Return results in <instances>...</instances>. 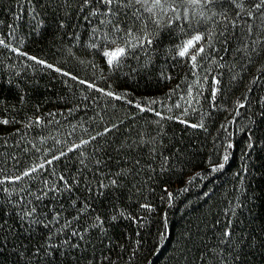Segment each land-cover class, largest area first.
<instances>
[{"label":"trees","instance_id":"1","mask_svg":"<svg viewBox=\"0 0 264 264\" xmlns=\"http://www.w3.org/2000/svg\"><path fill=\"white\" fill-rule=\"evenodd\" d=\"M258 4L0 0V264H264Z\"/></svg>","mask_w":264,"mask_h":264},{"label":"snow or ice","instance_id":"2","mask_svg":"<svg viewBox=\"0 0 264 264\" xmlns=\"http://www.w3.org/2000/svg\"><path fill=\"white\" fill-rule=\"evenodd\" d=\"M102 3H104L106 6H107V13L108 14H111L113 12V9H112V5L114 3L117 4L118 7L120 6H128V5H131V4H140V5H146V4H149L151 3L153 6H159L161 5L162 3V0H128V5H124L123 4V0H101ZM187 3H192V4H208V3H212L213 0H186ZM85 3H88V0H85ZM261 6H264V0H260V4L256 5V7H261ZM146 11H149L151 12L152 11V8L149 7V8H146L145 9ZM174 12L176 11L175 8L172 9ZM187 16V13H185V18ZM177 19H180L181 17L179 15H177L176 17ZM116 30L119 31V26L116 25ZM125 35L126 36H132V32H131V29H128L126 32H125ZM203 39V36L200 35V34H197L195 35L194 37H192L191 39L187 40L181 47H180V50L178 52V55L180 57H185L186 55L189 54V50L191 48H193L195 46V44L199 41H201ZM144 40L147 41L148 44H151L152 43V40L149 39L147 36L144 37ZM3 41L0 40V44H2ZM111 43L116 45L117 44V41L116 39H113L111 40ZM126 44H129L130 47H136L138 46L137 44H132L130 41H125ZM139 46H142V42L140 43ZM204 51L203 47L199 48L197 50V53L195 55H191V60L193 62V67H195V61H196V58H197V55H199L200 53H202ZM104 56L107 58V63L108 65L110 66H119V64L121 63L122 59L127 55V49L126 47H120L119 45H117L116 47H114L112 50L110 51H105L104 53ZM35 59V58H33ZM49 67H51V65H49ZM67 75V74H66ZM73 79H75V77H73ZM80 83H85L84 81H80ZM88 87H94L93 85L89 84ZM102 91V90H101ZM107 95L109 96H113L114 94L109 92V93H106ZM215 93H213L214 95ZM115 99H120L119 96H115L114 97ZM144 109H141V111H143ZM157 115H159V113H157ZM183 122V121H182ZM4 123H7V121H4ZM192 127H196V125H191ZM111 129H106V131H110ZM93 139H95V137H93ZM83 143H88V141H84ZM76 147H80V145H77ZM229 147H231V145H229ZM70 151L72 149H69ZM64 153H61V155H63ZM54 159H59V157H54ZM224 161L227 162L229 157L227 155H225L223 157ZM49 164H51V161H48ZM224 163H221L219 165H217L215 168L212 169V171H216L218 169H222L224 167ZM44 167V164H39L37 167H34L31 169V172H35L37 171L38 168H43ZM25 176L27 175H30V172H25L24 173ZM16 180H19L21 179V177L17 176L15 177ZM4 181L0 180V184H3ZM113 183H115V181H113Z\"/></svg>","mask_w":264,"mask_h":264}]
</instances>
